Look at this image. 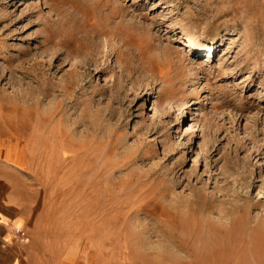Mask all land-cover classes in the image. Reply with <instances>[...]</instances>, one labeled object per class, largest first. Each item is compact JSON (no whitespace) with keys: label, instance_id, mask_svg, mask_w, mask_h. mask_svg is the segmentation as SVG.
I'll use <instances>...</instances> for the list:
<instances>
[{"label":"rangeland","instance_id":"obj_1","mask_svg":"<svg viewBox=\"0 0 264 264\" xmlns=\"http://www.w3.org/2000/svg\"><path fill=\"white\" fill-rule=\"evenodd\" d=\"M6 153L106 264H264V0H0Z\"/></svg>","mask_w":264,"mask_h":264},{"label":"crops","instance_id":"obj_2","mask_svg":"<svg viewBox=\"0 0 264 264\" xmlns=\"http://www.w3.org/2000/svg\"><path fill=\"white\" fill-rule=\"evenodd\" d=\"M28 175L29 165L16 164L7 153L0 156V264H106L90 244H65L57 226L42 224Z\"/></svg>","mask_w":264,"mask_h":264},{"label":"bare ground","instance_id":"obj_3","mask_svg":"<svg viewBox=\"0 0 264 264\" xmlns=\"http://www.w3.org/2000/svg\"><path fill=\"white\" fill-rule=\"evenodd\" d=\"M140 41H141V39H140ZM144 42H145V48H148V45H150V44H148L146 41H144ZM143 61L145 63V66L147 67V68L145 67L146 70L148 71L147 73H149L151 75L154 74L155 77H157L160 80L165 81V82H166V80H168L169 78L172 77L171 75L174 73V71L179 70V68L174 69L173 61H172L170 55L166 52L162 53L161 55L159 54V56L156 54H154V55L149 54L148 56L146 55L143 58ZM224 264H227V263L225 262ZM233 264H249L247 254H245V253L243 255L241 254V256H239L237 258V261L234 262Z\"/></svg>","mask_w":264,"mask_h":264},{"label":"built area","instance_id":"obj_4","mask_svg":"<svg viewBox=\"0 0 264 264\" xmlns=\"http://www.w3.org/2000/svg\"><path fill=\"white\" fill-rule=\"evenodd\" d=\"M16 235H18L21 239H24V238H25V234H24L23 231H19V230H17V231H16Z\"/></svg>","mask_w":264,"mask_h":264}]
</instances>
